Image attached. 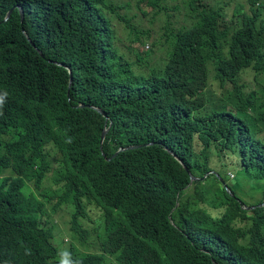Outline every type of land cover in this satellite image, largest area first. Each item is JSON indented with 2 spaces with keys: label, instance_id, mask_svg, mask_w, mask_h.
<instances>
[{
  "label": "trees",
  "instance_id": "16d2710c",
  "mask_svg": "<svg viewBox=\"0 0 264 264\" xmlns=\"http://www.w3.org/2000/svg\"><path fill=\"white\" fill-rule=\"evenodd\" d=\"M261 2L230 11L231 0H189L196 24L189 29L174 11L167 13L166 48L158 55L153 45L139 51L128 43L150 38L123 13L129 1L0 0V169L45 171L60 162L79 202L71 230L86 215L81 198L97 195L129 220L125 227L105 215L103 254L85 255L81 264H264V221L254 218L264 208L253 216L240 204L233 207L230 195L217 201L198 190L181 204L191 210L185 230L168 221L177 193L190 181L171 151L194 174L211 172L213 155L225 171L237 165L264 180ZM159 63L164 67L152 66ZM219 90L228 95V110L211 102ZM1 186L12 190L13 181ZM202 203L225 210L215 218ZM51 237L50 228L22 216L13 197L0 192V261L57 264Z\"/></svg>",
  "mask_w": 264,
  "mask_h": 264
},
{
  "label": "clouds",
  "instance_id": "9594fccd",
  "mask_svg": "<svg viewBox=\"0 0 264 264\" xmlns=\"http://www.w3.org/2000/svg\"><path fill=\"white\" fill-rule=\"evenodd\" d=\"M140 2H142V1H140ZM168 2H170L172 4L171 8L167 4ZM201 3H203V2H201ZM206 4L212 5L213 3H206ZM257 4H258V2H257ZM144 5H149V4L144 3ZM261 5H263V7L261 8V12H262V15L264 16V0H262ZM149 6H152V5H149ZM174 6L177 9H174ZM152 7L154 9L155 15H160V14L166 15L167 13H169L168 9H170L171 12L174 11L177 15V19L179 20V22L181 24H186L187 26H189V29H192L194 27V25L196 24L194 21L191 20V16L189 14L190 12H192L191 6L189 4V0H184L182 2H181V0H174V1L167 0V2L163 1L160 6H152ZM15 8H16V6L12 5L6 11V13L4 15L5 21L11 17ZM20 11H21V23L23 24L24 19H25V13H24L22 8H20ZM142 13L144 15L147 14L144 10H142ZM169 14L171 15V13H169ZM27 37H28V35H27ZM28 39H29V41H31V39L29 37H28ZM31 43L38 50V52L41 54V56H44V53L39 48L36 47L35 43L32 41H31ZM146 47L148 49L149 45L147 44ZM60 64H62V63H60ZM69 74H70V83H71V81H72V79H71L72 78V70L71 69H69ZM0 101H2V98H0ZM229 108H230V103H229ZM96 109L100 113H102L104 116H106V113L104 110H102L98 107H96ZM105 129H107V132H108L109 128H105ZM106 135H107V133H106ZM101 138H102V136H101ZM103 143H104V141L101 143V149H103ZM171 153L174 157H176L179 160V162L183 165V167L188 171L190 181H189V184L184 187V189H186L192 182H194L196 180L195 174L190 171V169L185 164V162L175 152L171 151ZM175 154L177 156H175ZM107 159H110V158H107ZM7 168H11V167L1 168L0 171L3 169H7ZM24 169H25V171L23 173H19L17 170H15L14 172L17 174V177H14L13 179L10 177L6 178V179H10V181H13V189L12 190H7L0 185V192L7 193L13 197V199L20 206V214L22 216L36 217L40 221L41 226L48 227L51 229V232H52L51 242H52V244L56 250V256H55L56 263L57 264H81V258L85 255L98 256L99 254H103V242L102 243L100 242L99 235H98L99 227H98V225L95 224L93 218L90 215V212H92V207L94 206L93 205L94 204L93 198L95 196L89 200H85V199L81 198V201H85V204H86V215L81 220V225L78 226L77 228L73 229V230H71V217H70V222H69L67 229H69L72 232L73 237L72 238H66L64 240L65 242H68L70 244H69L68 249L64 253H61L57 244L54 241L55 235L59 229L58 224L55 222L54 219H50L48 217L47 213L41 212L40 216H38V215H35L32 212V210L41 211L42 208H46L47 212L49 214L53 215L59 209H61L63 207H67V208H70L71 215H72L73 207L78 206L79 202L74 199L73 194L71 192H69L67 187H66L65 177L58 170V169H60V162H56L54 167H52L48 170H45V171H39L35 167H33L31 170H29V168H27V167H24ZM50 172L54 173L53 177H52L51 184L48 186H44V181L46 179H48V175ZM209 173L216 174V176L220 179L219 181H221V183L224 185V187L229 189V185L227 183L226 178L223 177V175L221 176L220 172L211 171ZM209 173H206V174L208 175ZM40 175H41V177L39 178L40 182H38V177ZM227 175L231 179H233L235 177L234 173L230 170L227 171ZM23 177H28L31 181H33V185H34L35 189L37 190V194H38V197H37L38 202H36L35 204L30 203V206H29V209H27V212L24 211V208H23L20 200L17 198V195H16L17 191L22 186ZM183 190L181 192L177 193V201H175L174 207H172V209L170 210V213L168 214L169 223L175 229H177L179 232L184 231L186 226H187V221H190L192 219V217L190 215L191 210L185 209L181 205L183 202L181 200L182 195H183ZM97 196L100 199L102 198L100 195H97ZM195 197H197V195ZM231 198H234V199L236 198L235 200L240 203L241 207L243 209L249 211V213L252 214L253 216L255 215V210L257 208H264V201L260 205L246 206L245 203L243 201H241V199H240V201L238 200L237 195L233 194V195H231ZM104 203L107 206H109L115 210L120 211L121 214L123 215V217L125 218V220H120L121 225H123L125 227L129 226V220L126 217L125 213L121 209L116 208L114 206H111L107 202H104ZM202 206L207 211L208 214H210L211 216H213L215 218L220 217L225 210L224 207H220L216 203H212V204L202 203ZM253 209H254V211H252ZM105 215H113L114 216V214L111 211L106 212ZM105 255H107V254H105ZM0 264H12V263L7 262L6 260H1Z\"/></svg>",
  "mask_w": 264,
  "mask_h": 264
},
{
  "label": "rangeland",
  "instance_id": "374dc122",
  "mask_svg": "<svg viewBox=\"0 0 264 264\" xmlns=\"http://www.w3.org/2000/svg\"><path fill=\"white\" fill-rule=\"evenodd\" d=\"M126 1H129L131 3V8L129 10H123V13L127 12L130 18V23L135 25L140 30H147L150 33V38L146 40V43H142L141 41H137V40L136 41L128 40V43H131L132 46L134 48H137L139 51H147L153 45L155 54L164 55V50L166 48L165 33L167 26L166 25L167 16L165 14L155 15L152 6L144 5V3L138 2V0H126ZM209 1L211 3H217L220 0H209ZM167 4L171 8L172 4L170 2H168ZM234 7L241 8L243 11H248L249 10L248 0H231V3L228 6V8L230 11H232ZM142 10H144L147 14L144 15L142 13ZM169 13H173V12L169 10ZM116 27L118 29L119 35H121L122 29L118 24L116 25ZM147 44L149 45L148 49L146 47ZM152 66L163 68L164 63H159L157 65H152ZM152 70L153 68L150 67L149 71ZM252 77L253 75L251 73L247 74L248 80H251ZM212 86L217 88L218 84L214 82ZM211 102L214 105L215 109L218 111L229 109L230 102L227 93H225L224 91H220V90L217 91ZM210 161L215 162V165L211 164L212 166H214V168H212V171L220 172L223 175V177L226 178L227 183L229 185V189L225 188L224 185L221 183V181L220 182L216 181L214 176L207 177V174L202 176L200 172H195L196 180L192 182L186 189L183 190V195L181 198L183 202H185V200H190L191 198H194L196 195H198L199 194L197 192L198 190H203L210 193L211 194L210 197L212 196L217 201L225 200L228 197V195L231 196L235 194L238 196V200L240 201L241 199V201H243L246 206H256L262 204V202L264 201V180L263 181L260 180V178H258L254 173L252 174L245 173L237 165L230 166L233 169L232 172L235 175V178L231 179L227 175V171L223 170L222 167L220 166V161L217 158V156L211 155ZM53 174H54L53 172L49 173L48 179L44 181V186H48L51 184ZM7 177L13 179L14 177H17V174L14 172L12 168L1 170L0 185H2V183L5 181ZM22 182H23L22 186L17 191L16 195L17 198L20 200L24 208V211L27 212L30 203L35 204L36 202H38V198H37L38 194H37V190L33 185V181H31L28 177H23ZM230 200L234 201L232 204L233 207L236 208L239 206L240 203L237 202L234 198H231ZM93 202H94L93 204L94 206L92 205L93 207H92V212H90V215L93 218L95 224L98 225L99 227L98 235H99V240L102 243L105 241L106 233H107V229H106L107 226L105 225L106 212L111 211L114 214V218L117 221L125 220V218L123 217L120 211L107 206L104 202L101 201V199L98 196H95L93 198ZM218 205L221 206V204ZM259 209L260 208H257L256 210ZM32 212L38 216H40L41 212H45L48 214V217L50 219L55 220V222L59 226V229L55 235L54 241L57 244L60 252L64 253L68 249L70 244L68 242H65L64 240L66 238L73 237L72 232L69 229H67L71 217L70 208L63 207L53 215L49 214L46 208H42L41 211L32 210ZM254 218L255 220L262 222L264 221V214L257 215Z\"/></svg>",
  "mask_w": 264,
  "mask_h": 264
},
{
  "label": "water",
  "instance_id": "95a60500",
  "mask_svg": "<svg viewBox=\"0 0 264 264\" xmlns=\"http://www.w3.org/2000/svg\"><path fill=\"white\" fill-rule=\"evenodd\" d=\"M106 133H107V129H105L104 132H103V134H102L101 143L104 141V139H105V137H106ZM130 147H131V146L124 147V148H122L121 150L126 149V148H130ZM175 156H177V155L175 154Z\"/></svg>",
  "mask_w": 264,
  "mask_h": 264
}]
</instances>
